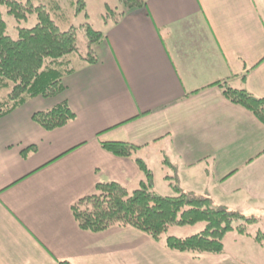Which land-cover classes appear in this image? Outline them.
<instances>
[{
	"label": "crops",
	"instance_id": "1",
	"mask_svg": "<svg viewBox=\"0 0 264 264\" xmlns=\"http://www.w3.org/2000/svg\"><path fill=\"white\" fill-rule=\"evenodd\" d=\"M144 1L107 22L97 62L75 60L63 93L0 118V264L258 263L245 255L264 250L249 227L211 263L134 228L91 234L74 219L72 206L100 183L140 188V159L156 193L151 161L169 167L160 196L177 187L264 233V125L218 85L264 99V0ZM62 103L75 113L66 126L33 121ZM103 143L136 150L121 158Z\"/></svg>",
	"mask_w": 264,
	"mask_h": 264
},
{
	"label": "trees",
	"instance_id": "2",
	"mask_svg": "<svg viewBox=\"0 0 264 264\" xmlns=\"http://www.w3.org/2000/svg\"><path fill=\"white\" fill-rule=\"evenodd\" d=\"M78 3L85 5L84 0H78ZM54 4L52 10L58 11L59 5ZM145 4L144 0H130L124 11L112 13V19L116 22L128 11ZM4 9L19 20H32L30 16L35 14L36 23L29 28H20L18 37L13 38L8 34ZM50 11L44 6L34 7L31 0H0V118L32 99H49L63 93L65 77L76 70L75 60L87 64L97 62L94 48L104 41V34L88 26V50L82 54L77 29L61 30L52 17L53 11ZM218 85L227 100L253 113L264 125L263 98L225 83ZM32 119L43 130L54 131L73 121L75 113L67 103H62L36 112ZM102 148L121 158L131 157L136 150L126 143H103ZM136 162L146 178L140 188L130 192L118 183H100L94 194L72 206L74 219L81 230L98 234L113 227L134 228L174 252L221 255L229 233L237 231L240 235H248L247 228L256 222L255 218L230 212L224 207H214L209 199L183 193L177 187L174 188L176 196H160L153 189L152 172L142 160ZM202 222L206 226L200 233L163 239L173 226L183 228ZM254 241L264 245V233L259 232Z\"/></svg>",
	"mask_w": 264,
	"mask_h": 264
},
{
	"label": "rangeland",
	"instance_id": "3",
	"mask_svg": "<svg viewBox=\"0 0 264 264\" xmlns=\"http://www.w3.org/2000/svg\"><path fill=\"white\" fill-rule=\"evenodd\" d=\"M28 1V0H26ZM34 7L44 6L46 10L53 11L52 17L57 22L61 30L67 31L73 28H76L78 31V47L82 54H86L88 50V38L86 37V28L91 26L95 31L103 32L105 31L106 24L108 21L113 20L114 17L112 13H119L123 9L127 7L130 0H84L85 5L81 6V3H78V0H31ZM57 3L59 5L58 11L52 10V6ZM50 11V12H51ZM4 19L8 25V34L13 37H18V32L20 28H29L36 23L35 14L31 15L29 21L27 20H19L14 18L13 16L7 14L6 10L4 9ZM7 94V91L5 92ZM161 167L157 165L156 162L151 161V167L156 173V184H157V193H161L162 189L167 190L164 187L165 177L169 172V167L163 165ZM166 171V172H165ZM135 188L130 189V192H133ZM206 224L204 222L198 223L195 226H187V227H171L169 228L168 232L163 235V239L169 236H176V237H189L191 235H195L200 233L205 229ZM249 233L255 237L256 231L255 228L249 226ZM232 233L234 235H232ZM229 233L224 241L225 251L227 254H231L233 251V246L235 244V238L239 236L237 231ZM248 233V228H247ZM235 237V238H234ZM264 246V245H263ZM260 253H248L245 254L252 258V260H258L257 264H264V250L261 249ZM222 254V255H223ZM234 254V253H233ZM206 257L210 258L209 261L216 260L217 257H213L210 254H204ZM199 256V255H195ZM224 264V263H219Z\"/></svg>",
	"mask_w": 264,
	"mask_h": 264
}]
</instances>
